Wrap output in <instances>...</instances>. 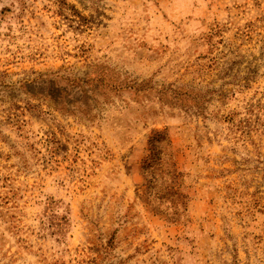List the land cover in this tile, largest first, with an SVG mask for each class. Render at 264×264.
<instances>
[{
	"label": "rangeland",
	"instance_id": "374dc122",
	"mask_svg": "<svg viewBox=\"0 0 264 264\" xmlns=\"http://www.w3.org/2000/svg\"><path fill=\"white\" fill-rule=\"evenodd\" d=\"M0 264H264V0H0Z\"/></svg>",
	"mask_w": 264,
	"mask_h": 264
}]
</instances>
